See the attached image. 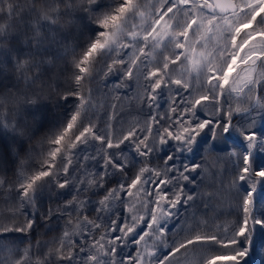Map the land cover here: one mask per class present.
Instances as JSON below:
<instances>
[{"label": "snow or ice", "instance_id": "snow-or-ice-1", "mask_svg": "<svg viewBox=\"0 0 264 264\" xmlns=\"http://www.w3.org/2000/svg\"><path fill=\"white\" fill-rule=\"evenodd\" d=\"M26 110L14 168L0 136V264H245L264 0H0V128Z\"/></svg>", "mask_w": 264, "mask_h": 264}, {"label": "trees", "instance_id": "trees-1", "mask_svg": "<svg viewBox=\"0 0 264 264\" xmlns=\"http://www.w3.org/2000/svg\"><path fill=\"white\" fill-rule=\"evenodd\" d=\"M74 31V28H73ZM22 47V46H21ZM4 63H9V56L7 51L4 53ZM9 77L14 80V77L11 73V66L9 70ZM11 86V85H9ZM34 123L33 115L31 114V110H26L19 119L18 127L25 130V135L20 136L18 131H12L7 129L0 128V136L3 137L5 146L7 147L9 154L11 153V149L14 147L16 151L19 153L18 156L13 158V168L15 165L19 164L21 158H24L27 150L29 148V136L32 132V125ZM258 127L264 129V121L258 123ZM39 135L32 137L31 143L34 144L37 139H39ZM235 146L234 141H229L227 145L220 143L217 145V150L212 152L208 155V159L210 161H215L218 156L223 157L226 156L227 152L231 151L232 148ZM197 162H199V157L196 158ZM220 164H224L226 167L228 166V162L225 160L219 161ZM255 163H264V156L260 157L259 155L256 157ZM258 196H260L258 194ZM260 198V197H259ZM50 201L45 200V205L49 204ZM260 204H264V198L259 200ZM7 205H5L6 207ZM226 211V210H222ZM263 211V210H262ZM211 215V212L209 213ZM232 219V217L226 214H217L215 220H210L209 223H216V222H224L226 220ZM55 223V222H54ZM264 228V227H263ZM55 232H49L42 237V239H49L51 236L55 235ZM250 251L254 257L256 264H264V229H261V226L256 227V231L253 235L252 243L250 246ZM245 264H250L249 254L245 258Z\"/></svg>", "mask_w": 264, "mask_h": 264}, {"label": "rangeland", "instance_id": "rangeland-1", "mask_svg": "<svg viewBox=\"0 0 264 264\" xmlns=\"http://www.w3.org/2000/svg\"><path fill=\"white\" fill-rule=\"evenodd\" d=\"M131 114H132V115H136V113H135L134 111H133ZM259 195H260V196H257L258 205L260 204V203H259V200L262 199V198H264V192L259 193ZM259 197H260V198H259ZM261 210L264 211V209H261ZM261 229H264V228L261 227ZM255 231H256V229H255ZM255 231H254V232H255Z\"/></svg>", "mask_w": 264, "mask_h": 264}, {"label": "water", "instance_id": "water-1", "mask_svg": "<svg viewBox=\"0 0 264 264\" xmlns=\"http://www.w3.org/2000/svg\"><path fill=\"white\" fill-rule=\"evenodd\" d=\"M255 233V232H254ZM254 235V234H253ZM249 258H250V264H256L255 260H254V257L251 253V251H249Z\"/></svg>", "mask_w": 264, "mask_h": 264}]
</instances>
